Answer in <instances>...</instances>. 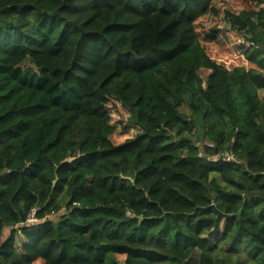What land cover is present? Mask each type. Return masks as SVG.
<instances>
[{"label":"trees","instance_id":"obj_1","mask_svg":"<svg viewBox=\"0 0 264 264\" xmlns=\"http://www.w3.org/2000/svg\"><path fill=\"white\" fill-rule=\"evenodd\" d=\"M260 90L264 0H0V264H264Z\"/></svg>","mask_w":264,"mask_h":264},{"label":"rangeland","instance_id":"obj_2","mask_svg":"<svg viewBox=\"0 0 264 264\" xmlns=\"http://www.w3.org/2000/svg\"><path fill=\"white\" fill-rule=\"evenodd\" d=\"M40 64H42V63H40ZM207 73H208V70H206V69H202V70H200V75H201L202 77H205ZM45 79H46V78L43 79V80H44V83H45V84L47 83L48 86H51V85L54 84V82H56V79H55V78H51V77H49V78H47L46 80H45ZM57 86H58V84H56V85L54 86L53 89L55 90V89L57 88ZM55 94H57V92H54V93H53V95H55ZM259 96H260V98L264 99V90H260V91H259ZM199 130H200V129H198L196 132H199ZM196 139L199 140V141H196L197 145H199V146H202L203 144L208 143V141H205V140L201 141V140L198 139V138H196ZM7 233H8V231L5 232V235H6ZM5 235H4V236H5ZM15 238H16V240H15V243H16V244H18L17 241L20 242L21 240L24 239L22 236L20 237V235H19L18 233L15 234ZM225 249H226V245L223 244V245L221 246V250H222L223 252H225ZM243 255H244V254H243Z\"/></svg>","mask_w":264,"mask_h":264},{"label":"built area","instance_id":"obj_3","mask_svg":"<svg viewBox=\"0 0 264 264\" xmlns=\"http://www.w3.org/2000/svg\"><path fill=\"white\" fill-rule=\"evenodd\" d=\"M224 156L226 160H233V157L228 154H224ZM35 213H36V208H32L30 212L27 214V217L25 219L26 224H35L38 222Z\"/></svg>","mask_w":264,"mask_h":264},{"label":"crops","instance_id":"obj_4","mask_svg":"<svg viewBox=\"0 0 264 264\" xmlns=\"http://www.w3.org/2000/svg\"><path fill=\"white\" fill-rule=\"evenodd\" d=\"M16 233H18V234L20 235V237L22 236V234H21L18 230H17ZM16 233H15V234H16ZM4 235H5V233H4ZM22 237H23V236H22ZM15 240H16V238H15ZM23 240H24V239H23ZM23 240H21L20 242L17 241V243H18V244H16V248H17V249L20 248V244L23 242Z\"/></svg>","mask_w":264,"mask_h":264}]
</instances>
